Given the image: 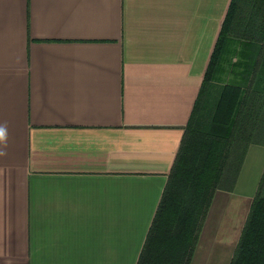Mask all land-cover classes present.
I'll list each match as a JSON object with an SVG mask.
<instances>
[{"label": "crops", "instance_id": "obj_1", "mask_svg": "<svg viewBox=\"0 0 264 264\" xmlns=\"http://www.w3.org/2000/svg\"><path fill=\"white\" fill-rule=\"evenodd\" d=\"M232 1L0 0V264H138ZM263 172L252 146L195 253L238 244Z\"/></svg>", "mask_w": 264, "mask_h": 264}, {"label": "trees", "instance_id": "obj_2", "mask_svg": "<svg viewBox=\"0 0 264 264\" xmlns=\"http://www.w3.org/2000/svg\"><path fill=\"white\" fill-rule=\"evenodd\" d=\"M230 53L247 72L239 83L216 75ZM252 146L264 147V0H233L138 264H191L216 193L234 191ZM230 264H264V172Z\"/></svg>", "mask_w": 264, "mask_h": 264}, {"label": "rangeland", "instance_id": "obj_3", "mask_svg": "<svg viewBox=\"0 0 264 264\" xmlns=\"http://www.w3.org/2000/svg\"><path fill=\"white\" fill-rule=\"evenodd\" d=\"M247 174L250 175L249 176L250 180L248 182L247 191H250L251 190V184H253L251 181V176L253 175V173H247ZM254 175H255V173H254ZM256 175H258V174L256 173ZM245 177H246V173L243 176V178L241 179L242 180L241 185H244V178ZM260 178H261V176H260ZM260 178H259V181H261ZM258 183H260V182H258ZM256 185H258V184H256ZM239 191H241V190L239 189ZM241 215H242V213L237 212V214H235V215L232 214V216L230 217L231 220H234V218H235V220H236L235 221L236 222L235 227L236 228L240 225V222L242 219ZM223 239H225V238H223ZM210 240H212V242H210ZM237 241H236V243H237ZM201 242H204L203 243L204 245L201 246L200 252L195 253L196 259H195L194 264H230V261L232 260L233 255H234L235 250H236V247H237V244H235V242L232 243L233 241L228 242L225 240L223 242L218 243L216 241V239L215 240L210 239V235L208 233L203 234L201 236L200 244H201ZM200 244H199V246H200ZM203 248H204V250L202 251Z\"/></svg>", "mask_w": 264, "mask_h": 264}, {"label": "clouds", "instance_id": "obj_4", "mask_svg": "<svg viewBox=\"0 0 264 264\" xmlns=\"http://www.w3.org/2000/svg\"><path fill=\"white\" fill-rule=\"evenodd\" d=\"M8 146V128L4 123H0V156L6 155Z\"/></svg>", "mask_w": 264, "mask_h": 264}]
</instances>
